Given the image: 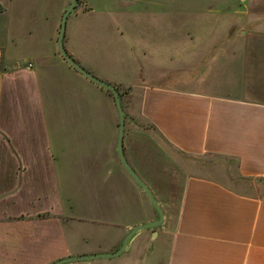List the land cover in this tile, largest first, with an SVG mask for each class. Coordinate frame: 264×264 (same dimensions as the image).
<instances>
[{"label": "crops", "instance_id": "obj_1", "mask_svg": "<svg viewBox=\"0 0 264 264\" xmlns=\"http://www.w3.org/2000/svg\"><path fill=\"white\" fill-rule=\"evenodd\" d=\"M14 3L0 0V63L9 71L0 73V93L3 86L6 95L13 93L15 106L25 104L24 96L29 107L36 102L48 125L44 82L51 66L60 68L87 98L88 107L77 109L92 122L103 116L104 107L109 126H80L92 136L86 141L92 165L81 178L88 183L79 203L63 187L71 176L61 179L59 172L69 144L50 137L42 147L48 155L43 163L26 158L14 143L3 144L18 168L14 184L0 188V203L21 192L35 164L49 166L36 205L1 208L0 264H53L115 252L132 228L155 220L157 212L116 153L113 95L74 69L55 47L51 56L38 52L37 30H23L21 20L8 16ZM146 3L115 0L121 6L106 12L85 8L74 15L84 14L87 24L67 27L64 43L80 65L118 88L129 116L148 125L125 124L124 151L163 207L165 220L155 233L135 234L119 256L64 264H264V31L215 52L200 66L197 51L184 58L181 38L170 55L149 42L145 31L125 29L129 15H135L126 6ZM58 33L52 31V42ZM9 46L20 54H9ZM184 59L190 61L188 75ZM172 73L174 83H166ZM5 119L0 129L6 131Z\"/></svg>", "mask_w": 264, "mask_h": 264}, {"label": "rangeland", "instance_id": "obj_2", "mask_svg": "<svg viewBox=\"0 0 264 264\" xmlns=\"http://www.w3.org/2000/svg\"><path fill=\"white\" fill-rule=\"evenodd\" d=\"M86 1L87 4L85 5V0H79V5L74 13L69 16L67 21L68 30L72 28L74 22L81 21L84 25L87 24V21L83 20L85 18L84 14L74 15L81 10H85V8H91L92 11L106 12L121 6L114 4L115 0ZM146 1V4L126 6L135 15L134 17L131 14L129 15L130 24L125 29L133 31L136 28L135 30L145 31V37L149 42L159 43L160 48L170 55L175 54L174 52L177 49H175V45L181 43V38L183 56H187L184 58H191L197 51L200 57V66H203L202 64L215 52L232 45L244 43L246 38L254 31H264V0ZM70 2L71 0H15V3L9 8L8 16L11 15L14 21L16 19L21 20L20 25L23 30L34 27L37 30L38 52H48L47 56H51L54 47L58 50L57 42L50 40L51 33L54 30L55 33L59 32L64 9ZM16 14H19L18 18H16L18 16ZM14 21L11 25L12 32L15 30V24H17ZM107 28L111 29L110 27ZM9 48L10 51L11 46ZM9 54L19 55L20 53L11 50ZM202 54L204 55L201 56ZM170 61L174 62L171 59ZM183 62L188 63L187 67H184V74L188 75L186 73L190 72V61L184 59ZM164 65L167 68V62ZM51 67L53 68L50 74L51 77L48 82L47 80L44 82L46 88L44 97L47 104H49V109L47 107L49 114L46 115L48 125L45 124V116L37 110L36 102L32 107H29L31 105L30 98L28 100L27 96H24L25 104H16L15 106L14 98L11 100V97H14L13 93L6 95L4 86L2 88L0 93V119L3 123V118L6 116L4 125L7 130L0 129V156L6 158V163L4 165L0 164V188L4 186L7 188L14 184L18 168L13 159L12 150H9L6 147L7 145L3 144H6V142L14 143L23 148L19 151H23L26 158L30 160L38 159L37 162L43 163L48 155L42 153V147L46 145L51 137L52 141L54 140L53 143L58 144L64 141L65 144L70 145L65 163L62 159V163L59 164V172H61V179H65L68 175L71 176L70 180L65 181L63 187L66 190L65 193H71L73 200H78L74 201L79 203L81 200L79 192L86 190L88 183L81 180V178L84 176L86 169L92 165L88 163L89 158H87L90 151L86 150L88 148V142L86 141L92 136L80 126L86 124L109 126V119L103 107V116L95 115V117H92V122H89L86 115H83L84 111L77 109L80 104L85 108L89 105L85 101L87 98H85L79 84L73 82L74 79L66 71ZM5 70L8 71V67L0 63V73ZM14 70V68L10 69V71ZM176 76L172 73L166 79V83H174V77ZM75 84L77 87H74ZM129 123L130 121L127 119L126 124ZM48 130L50 133L47 132ZM75 144L80 146L77 147ZM46 167L35 164L33 178L27 179V185L22 188L17 196L0 203V211L7 204L10 205L12 211L18 208L21 209V207L26 208L27 206L36 205L35 203L38 202L35 201L37 199L36 195L43 189V181L47 178H43L45 177ZM14 206L17 208H14Z\"/></svg>", "mask_w": 264, "mask_h": 264}, {"label": "water", "instance_id": "obj_3", "mask_svg": "<svg viewBox=\"0 0 264 264\" xmlns=\"http://www.w3.org/2000/svg\"><path fill=\"white\" fill-rule=\"evenodd\" d=\"M79 5V0H71L70 4L64 9V13L61 18L58 38H57V47L58 51L62 55V57L78 72L86 76L88 79H90L92 82L96 83L97 85L107 89L109 92L112 93L114 97V102L116 106V110L118 112V136H117V142H116V153L118 154L123 166L126 168V170L129 172V174L132 176L134 181L137 183V185L143 190V192L148 197L151 205L157 212V218L155 220H152L147 223H142L134 228H132L129 233L125 236L123 239L119 249L112 253L107 254H96L92 256H76V257H68L63 258L60 260H57L53 264H64L74 261H80V260H90L94 258H101V257H116L122 254L128 245V242L130 239L144 229H151L156 232V230L163 225L165 220V212L163 208L161 207L159 201L155 197L154 193L150 189V187L140 178V176L136 173V171L132 168V166L129 164V162L126 159L125 151H124V130H125V124L126 120L128 119L131 123L135 124L139 127H148V125L142 126L140 125L135 119H133L131 116H129L124 107L122 102V94L116 88L114 85L98 78L94 74H92L90 71H88L86 68H84L82 65H80L66 50L64 38L66 34L67 29V21L70 15H72L76 9V7Z\"/></svg>", "mask_w": 264, "mask_h": 264}, {"label": "trees", "instance_id": "obj_4", "mask_svg": "<svg viewBox=\"0 0 264 264\" xmlns=\"http://www.w3.org/2000/svg\"><path fill=\"white\" fill-rule=\"evenodd\" d=\"M109 92V91H108ZM110 94H112L111 92H110Z\"/></svg>", "mask_w": 264, "mask_h": 264}, {"label": "built area", "instance_id": "obj_5", "mask_svg": "<svg viewBox=\"0 0 264 264\" xmlns=\"http://www.w3.org/2000/svg\"><path fill=\"white\" fill-rule=\"evenodd\" d=\"M30 66H31V64H30Z\"/></svg>", "mask_w": 264, "mask_h": 264}]
</instances>
